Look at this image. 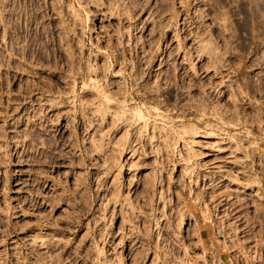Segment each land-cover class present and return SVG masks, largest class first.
I'll use <instances>...</instances> for the list:
<instances>
[{
  "label": "rangeland",
  "instance_id": "374dc122",
  "mask_svg": "<svg viewBox=\"0 0 264 264\" xmlns=\"http://www.w3.org/2000/svg\"><path fill=\"white\" fill-rule=\"evenodd\" d=\"M0 264H264V0H0Z\"/></svg>",
  "mask_w": 264,
  "mask_h": 264
}]
</instances>
